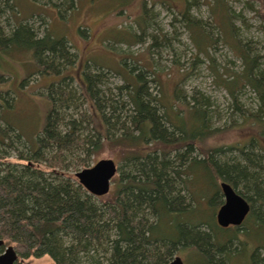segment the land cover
I'll list each match as a JSON object with an SVG mask.
<instances>
[{
  "label": "trees",
  "instance_id": "trees-1",
  "mask_svg": "<svg viewBox=\"0 0 264 264\" xmlns=\"http://www.w3.org/2000/svg\"><path fill=\"white\" fill-rule=\"evenodd\" d=\"M197 1L202 0H183L179 13L191 43L212 64L209 50L220 40L210 43L202 21L188 15ZM205 1L223 33L221 42L242 64L239 73L217 75L216 84L232 98L241 86L254 93L257 112L249 113L244 121L259 126L264 141V73L258 54L250 57L233 41L228 28L230 0ZM47 3L56 11L69 13L75 8L73 0ZM32 21L20 20L11 0H0V57L26 52L27 62H34L37 68L23 80L33 75L58 77L67 70L45 87L50 108L39 135L30 143L3 118L4 112L13 110L22 88L13 90L8 73L0 70V240L12 246L20 258L48 256L53 264H168L178 254L186 256V264H234L233 257L244 249L233 232L236 227H220L214 219L204 222L207 227H195L203 221L190 218L180 221L192 214L184 192L196 203L212 201L208 194H217L216 183L226 182L250 205L243 223L254 214L258 202L254 224L264 229V155H253L243 146L235 148L241 164L234 158L231 163L215 161L213 156L225 150L204 148L208 139L222 132L210 126L206 99L191 96L184 101L177 90L167 101L154 97L144 84L143 75L149 72L144 64L138 65L142 71L136 75L123 63V73L105 69L122 80L120 85L105 88L102 68L93 72L87 69L88 64L77 68V56L68 43L54 38L47 28L41 34ZM68 82L76 83L79 96L87 103L85 112H77L76 88ZM71 110L78 113L77 118ZM105 144L124 148L130 168L120 174L106 199L90 195L72 173L86 167ZM259 146L264 154V145ZM194 147L202 159L186 158ZM195 173L206 185L192 190L189 186ZM179 181L182 191L176 189ZM240 183L251 193L249 197L246 191L236 190ZM176 220L182 224L176 226ZM233 241L239 243L238 250ZM260 244L264 248V242ZM256 247L249 262L264 264V254L261 256Z\"/></svg>",
  "mask_w": 264,
  "mask_h": 264
},
{
  "label": "rangeland",
  "instance_id": "rangeland-1",
  "mask_svg": "<svg viewBox=\"0 0 264 264\" xmlns=\"http://www.w3.org/2000/svg\"><path fill=\"white\" fill-rule=\"evenodd\" d=\"M11 1L20 20H33L34 26L38 27L41 34L47 28L54 38L64 39L68 43L71 51L77 56V68L88 64L90 68L87 69L91 72L98 68L99 71L103 69L102 73L106 74L105 88L122 83L121 76L109 70L123 73L121 72L123 63L133 75H136L142 71L138 65L144 64L149 69V72L143 75L144 84L154 97L161 96L167 101L174 97V91L177 90L180 99L184 101L189 100L191 96L198 100L206 99L211 116L210 126L222 132L208 139L204 148L221 147L225 150L223 154L213 156L215 161L231 163L234 158L241 164V157L235 148L243 146L249 153L263 157L259 143L264 145V141L260 136L259 126L250 120L244 121L249 113L257 112L258 105L254 93L248 87L241 86L232 98L225 88L216 84L217 75L225 71L228 74L239 73L242 64L231 52L230 47L221 42L223 33L220 32L221 28L214 24L207 1H197V4L190 7L188 15L192 19L202 21V27L207 34L206 39L210 43L220 40L209 50L208 55L213 57L212 64L203 54L197 52L189 39V33L182 25L183 20L179 12L184 8L183 0H73L75 8L69 13L63 9L56 11L54 7L48 5V0ZM51 2L59 5V0ZM227 5L228 17L231 15L228 28L233 41L237 45H242L250 53V57L258 54V64L264 73V18L261 17L264 12V0H230ZM2 58L4 63L0 64V70L8 73L7 78L10 79L8 85L17 91L19 86L22 88V91L18 92L13 110L4 112L3 118L21 133L24 141L30 143L39 135L50 108L44 89L50 82L57 81L67 69L62 70L58 77L33 75L23 80L37 68L34 62H27L28 54L20 51L9 56H1L0 59ZM5 58H8L7 61ZM68 83L70 87L76 88L75 97L79 105L77 112H85L88 109L87 103L79 96L76 83ZM153 106L159 105L153 103ZM71 112L77 118L78 113L76 112V115L74 110ZM250 143H253L252 147ZM124 153L125 149L117 144H105L100 154L91 157L87 166L79 168L76 172L91 168L98 160H112L117 167L109 191L113 192L114 183L120 174L130 169L127 167ZM195 157L202 159L203 155L194 147V152L186 158ZM262 163L264 164V160ZM249 171L253 173L254 169ZM187 178L189 179L188 176L185 177ZM261 179L264 184V173L261 174ZM205 185L204 178L198 177V173L192 174L189 186L192 190ZM216 185L219 187V183ZM181 186L179 181L176 189L182 191ZM236 190L244 193L246 191L244 183H240ZM184 194L185 204L188 205V209H192V214L184 215L180 221L183 218L203 221L195 224V227H207L204 223L207 220L214 219L216 222V213L223 204L220 191L216 195L208 194L214 198L212 201L201 200L197 203L190 200L186 192ZM250 194L245 193L248 197ZM104 198L106 199L107 195ZM254 207L256 216L259 203L256 202ZM254 214L246 224L243 223L233 231L239 235V240L244 245L242 252L233 257L234 264H250L254 246H257L261 256L264 254V248L260 244L264 242V229L261 228L263 225L254 224ZM179 220L175 221L176 226L182 224ZM245 230H248L246 234ZM238 244L237 241H233L235 250L239 249ZM176 256L180 258L183 256L181 260L186 264L185 255ZM17 263L53 264L48 256L27 259L18 257Z\"/></svg>",
  "mask_w": 264,
  "mask_h": 264
},
{
  "label": "water",
  "instance_id": "water-1",
  "mask_svg": "<svg viewBox=\"0 0 264 264\" xmlns=\"http://www.w3.org/2000/svg\"><path fill=\"white\" fill-rule=\"evenodd\" d=\"M116 174V165L110 159L98 160L91 168L76 173V178L83 188L92 196L102 197L108 194L110 181ZM223 204L216 213V223L220 227L241 225L250 211L249 203L237 194L231 185L220 182ZM3 241L0 240V247ZM17 256L12 247L0 254V264H13ZM169 264H183L180 257H174Z\"/></svg>",
  "mask_w": 264,
  "mask_h": 264
},
{
  "label": "flooded vegetation",
  "instance_id": "flooded-vegetation-1",
  "mask_svg": "<svg viewBox=\"0 0 264 264\" xmlns=\"http://www.w3.org/2000/svg\"><path fill=\"white\" fill-rule=\"evenodd\" d=\"M247 201V200H246ZM249 216V213H248V215L246 216V218ZM246 218H245V220H246ZM244 220V221H245ZM241 225H243V223L241 224ZM240 225V226H241ZM239 226V227H240ZM229 227H231V226H229ZM238 228V227H237ZM2 241V240H1ZM8 247H12V246H10V245H8V246H6L5 244H4V242H3V245L0 247V254H3L4 253V251H5V249L6 248H8ZM13 248V247H12ZM14 250V249H13ZM15 252V251H14ZM15 254H16V252H15ZM16 256H17V259L14 261V263L13 264H16L17 263V260H18V255L16 254Z\"/></svg>",
  "mask_w": 264,
  "mask_h": 264
},
{
  "label": "bare ground",
  "instance_id": "bare-ground-1",
  "mask_svg": "<svg viewBox=\"0 0 264 264\" xmlns=\"http://www.w3.org/2000/svg\"><path fill=\"white\" fill-rule=\"evenodd\" d=\"M116 173H117V167H116ZM75 175H76V173H75ZM115 175H116V174H115ZM115 175H114V176H115ZM75 178H76V176H75ZM113 178H114V177H113ZM113 178H112V179H113ZM112 179H111V180H112ZM76 180L78 181L77 178H76ZM78 183H79V181H78ZM79 184H80V183H79ZM80 185H81V184H80ZM110 185H111V181H110ZM81 186H82V185H81ZM82 187H83V186H82ZM232 188H233V187H232ZM109 191H110V189H109ZM219 191H220V188H219ZM234 191H235V190H234ZM235 192H236V191H235ZM108 193H109V192H108ZM220 193H221V192H220ZM237 194H238V193H237ZM221 195H222V194H221ZM105 196H106V195H105ZM239 226H240V225H239ZM239 226H234V227H239ZM177 257H178V256H177ZM171 261H172V260H171ZM168 264H169V263H168Z\"/></svg>",
  "mask_w": 264,
  "mask_h": 264
}]
</instances>
